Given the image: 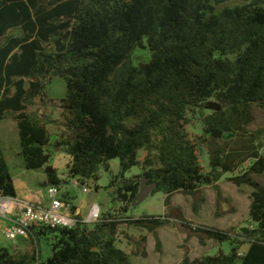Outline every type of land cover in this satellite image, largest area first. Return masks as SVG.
Wrapping results in <instances>:
<instances>
[{
    "label": "trees",
    "instance_id": "obj_1",
    "mask_svg": "<svg viewBox=\"0 0 264 264\" xmlns=\"http://www.w3.org/2000/svg\"><path fill=\"white\" fill-rule=\"evenodd\" d=\"M146 45L151 59L134 65L133 51ZM55 77L66 82L61 98L46 91ZM254 104L264 108V0H0V120L17 122L25 168L44 169L49 185L61 183L50 164L59 150L69 158L68 178L81 184L96 183L99 167L110 171L109 161L119 158L110 187L124 212L142 177L157 182L152 192L168 196L206 186L220 195L221 172L232 167L217 152L205 170L200 149L233 131L228 110L247 116ZM195 110L201 133L188 128ZM253 154L247 171L229 177L253 188L250 234L190 227L219 242L241 244L236 238L243 237L248 249L185 256L182 264H264V184L254 177L264 173V157ZM139 165L140 174L125 177ZM0 194L17 195L1 143ZM76 218L72 226L31 227L32 249L2 246L0 264H130L117 245L122 223L152 232L166 223L116 214L93 223ZM43 239L52 254L41 260Z\"/></svg>",
    "mask_w": 264,
    "mask_h": 264
},
{
    "label": "rangeland",
    "instance_id": "obj_2",
    "mask_svg": "<svg viewBox=\"0 0 264 264\" xmlns=\"http://www.w3.org/2000/svg\"><path fill=\"white\" fill-rule=\"evenodd\" d=\"M10 32L17 34L19 30L14 28ZM151 57L152 53L146 45L135 48L131 61L134 65H139L149 61ZM46 91L51 98L63 97L66 93L65 80L55 77L48 83ZM35 109L33 107V110ZM197 111L190 112L188 128L192 132L201 133L202 120ZM210 113L209 110H206L204 114L206 116ZM54 117H58V114L55 113ZM225 117L233 131L200 149L201 163L205 170L211 169L213 166L211 162L214 161L212 154L215 155L217 152L222 157L221 159L232 167L230 172H221L222 177L218 182L221 190L220 195L211 186H206L201 192L195 194L175 192L168 196L163 191H155L141 203L132 204L129 210L124 212L121 210L122 202L114 199V190L110 187L112 175L119 174L121 171L119 158L109 161L110 171H107L104 166L99 167V179L96 183L89 179L86 184H75L74 181L77 178H67V169L64 164V157L67 154L61 151L60 158L55 161L59 166L61 178L58 196L70 199L75 206H79L83 218L88 216L94 203L99 205L102 216L116 214L134 219L144 216L164 218L166 223L159 226L154 232L128 221L122 223L117 245L130 254V264H182L185 256L194 259L205 255H217L220 252L230 253L236 248H239L240 253H244L249 243L239 237L236 239L241 244L232 240L219 242L208 238L203 232L196 233L190 228L212 227L232 231L237 235H246L242 231L243 228L252 229L256 226L249 216L253 188L245 184L237 186L229 180V177L249 169L255 160L253 152L264 157V108L254 104L249 108L247 116H241L239 111L230 109L226 112ZM0 143L8 158L12 154L15 162L22 159L17 155V152L21 150L17 122L11 117L0 120ZM52 162L54 163L53 159ZM219 167L222 169V166ZM11 169L13 172L22 170L21 166L13 164ZM24 169L26 178L37 189L43 188L47 192V186H43L44 169ZM141 172L142 166H134L125 173V177L131 178ZM254 177L264 184V173L254 175ZM96 185L99 188L93 202L90 203L89 196L91 191H95ZM84 187H88L90 191L85 192ZM47 196V200L50 202L48 192ZM202 196L205 197L204 201L200 200ZM235 234H233V238L236 237ZM0 237V247L6 246L13 250L17 245L18 247L15 248L17 253L32 249L28 238L12 241L6 239L2 234ZM49 242V239H43L40 242L41 260L52 254Z\"/></svg>",
    "mask_w": 264,
    "mask_h": 264
},
{
    "label": "built area",
    "instance_id": "obj_3",
    "mask_svg": "<svg viewBox=\"0 0 264 264\" xmlns=\"http://www.w3.org/2000/svg\"><path fill=\"white\" fill-rule=\"evenodd\" d=\"M74 182L80 184L78 179ZM83 190L90 191L88 187H84ZM47 192L50 198L49 206L0 194V235L2 234L8 240L16 241L20 238H29L33 226L74 225L77 218L70 213L71 203L63 202L58 198V185H49ZM101 216L99 205L94 203L88 219L84 221L95 222Z\"/></svg>",
    "mask_w": 264,
    "mask_h": 264
},
{
    "label": "crops",
    "instance_id": "obj_4",
    "mask_svg": "<svg viewBox=\"0 0 264 264\" xmlns=\"http://www.w3.org/2000/svg\"><path fill=\"white\" fill-rule=\"evenodd\" d=\"M5 153V152H4ZM62 152L59 151V150H56V153L53 155V160H54V163L50 162V164H52L53 166L57 167L59 169V166L58 164L55 162L59 157V155H61ZM17 155L22 158V159H19L17 162H15V160H13V157H12V154L9 155V158L5 155V158L8 162V165H9V168H10V171H11V174H12V177H13V182H14V185H15V188H16V198H19L21 200H24V201H29V202H35V203H38V204H41L43 206H49L50 205V202L47 200V192L45 189L41 188V189H37L25 176V165H24V161H23V157L22 155L20 154V151L17 152ZM55 158V159H54ZM64 164L67 165V162L69 160L68 156L64 157ZM13 160V161H12ZM19 165L21 166L22 170L20 171H17V172H13L12 169H11V165ZM24 166V168H23ZM67 174V173H66ZM67 178H68V175H67ZM43 186H49V184L46 182V175H45V180H44V183H43ZM59 186V185H58ZM58 198H60L63 202H70L72 203V201L70 199H67V198H61L58 196ZM73 204V203H72ZM76 211L75 212H72L70 210V213L74 216L78 215V214H82L81 213V208L79 206H76ZM64 210V208H63ZM90 213V212H89ZM82 216V215H81ZM89 217V214L86 218H83V220H87ZM243 239L245 242H248L246 241L244 238H241ZM249 243V242H248ZM18 246L15 245V248H17ZM249 247V246H248ZM248 249V248H247ZM246 249V250H247ZM245 250V251H246Z\"/></svg>",
    "mask_w": 264,
    "mask_h": 264
},
{
    "label": "water",
    "instance_id": "obj_5",
    "mask_svg": "<svg viewBox=\"0 0 264 264\" xmlns=\"http://www.w3.org/2000/svg\"><path fill=\"white\" fill-rule=\"evenodd\" d=\"M156 187H157V182L148 183L146 177H142L140 191L137 194L133 202V205H137L141 203L145 198H147L152 193V191ZM95 194H96V191H91L90 196H89L90 203L93 202ZM242 231L244 234H248L250 232V229L248 227H245L242 229Z\"/></svg>",
    "mask_w": 264,
    "mask_h": 264
}]
</instances>
